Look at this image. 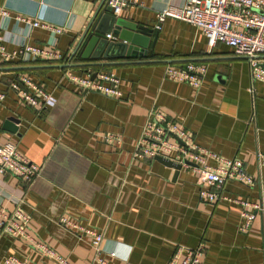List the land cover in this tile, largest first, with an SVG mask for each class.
<instances>
[{"label":"crops","instance_id":"crops-1","mask_svg":"<svg viewBox=\"0 0 264 264\" xmlns=\"http://www.w3.org/2000/svg\"><path fill=\"white\" fill-rule=\"evenodd\" d=\"M186 2L139 0L118 16L154 30L146 57L111 60L128 63L115 67L73 69L113 72L123 93L113 98L78 88L66 78L67 69L45 67L91 62L73 54L94 16L107 6L105 0H0L14 17L65 30L55 37V50L67 57L65 63L39 61L29 64L41 67L35 70L0 72V90L8 92L0 103V144H16L24 157L42 166V176L31 186L14 175L0 177V206L9 211L21 207L30 216L28 234L68 264H95L92 239L74 226L104 234L110 264H168L178 248L202 243L203 264H264V219L257 216L249 232H240L244 219L238 203L258 201L264 188V172L256 162L257 153L264 154V84L252 82L246 58L225 44L210 48L196 27L174 19L157 27L160 12ZM9 30L17 40L27 26L13 20ZM55 39L48 30L34 28L26 42L48 49ZM15 42L7 48H17ZM137 61L156 63L129 64ZM187 63L207 67L201 88L164 79L167 65ZM15 73L38 82L56 105L43 110L23 105L8 90ZM152 110L183 119L200 146L243 160L257 184L230 182L224 195L233 201L208 203L200 200L202 186L192 167L176 175L160 160H134ZM10 118L19 120L11 125L15 132L8 130ZM111 133L122 138L121 146L103 142ZM11 256L56 264L29 240L0 232V264Z\"/></svg>","mask_w":264,"mask_h":264},{"label":"built area","instance_id":"built-area-1","mask_svg":"<svg viewBox=\"0 0 264 264\" xmlns=\"http://www.w3.org/2000/svg\"><path fill=\"white\" fill-rule=\"evenodd\" d=\"M112 14L120 16L127 8L138 5L139 0H105ZM174 19L201 30L210 48L225 44L232 48L237 56L248 60L253 83L264 84V0H187L184 6H170L158 14V22ZM16 20L27 26V33L17 37L9 30ZM34 28L48 30L56 36L64 33V28L53 27L39 20L23 16H13L7 9L0 7V61L5 64L29 65L39 61L65 63L67 57L55 50L56 39L47 48H38L26 42ZM11 37V39H10ZM114 40L112 34L107 35ZM16 42H15V41ZM16 43L17 48L9 50L7 44ZM96 74L95 77L93 75ZM207 67L199 63H187L182 66L167 65L164 79L187 84L199 89L204 83ZM66 78L78 88L97 92L104 96L121 98L123 93L119 80L113 72L99 71L80 73L67 69ZM8 90L17 96L25 106L43 110L56 105L53 95L29 76L15 73L8 84ZM7 91L0 90V103L7 98ZM103 142L111 146H121L123 140L116 134H105ZM163 158L182 168L192 167L193 173L201 183L200 200L208 203L233 201L224 195V188L230 182H238L247 187L257 184L256 176L246 171L241 159L225 158L197 144L194 136L185 128L183 119L170 118L161 111L152 110L143 126L133 151L134 160ZM258 171L264 172V154L256 155ZM191 163L192 165H190ZM14 175L27 186L42 176V166L24 157L16 144H0V177ZM244 223L239 227L242 233L249 232L257 216L264 219V188L258 201H239ZM30 216L21 207L13 211L0 206V232L29 240L43 256L56 264H68L67 258L46 243L32 238L27 228ZM72 225V223H68ZM78 232L92 239L95 264H110L105 256V236L97 231L74 226ZM112 255V254H111ZM206 246L202 243L195 248H178L168 264H203ZM2 264H32L18 257H8Z\"/></svg>","mask_w":264,"mask_h":264},{"label":"water","instance_id":"water-1","mask_svg":"<svg viewBox=\"0 0 264 264\" xmlns=\"http://www.w3.org/2000/svg\"><path fill=\"white\" fill-rule=\"evenodd\" d=\"M107 5V4H106ZM160 26V25H157ZM113 34L115 39L110 41L107 35ZM154 34V30L124 19L118 18L112 14L108 5L103 9V12H98L89 28L85 31L78 44L73 58L77 55L82 61H91L80 64H62L45 66L47 68H61V69H81V68H105L115 67L118 65H125L128 63L111 62V60H122L130 58H144L148 54L149 40ZM155 36L151 49H154L157 39ZM119 40V41H117ZM245 58V57H244ZM104 60V61H101ZM144 64L156 63L154 61H137L130 62ZM165 63H173V61H166ZM41 68L39 66H11L2 67L0 72H24ZM96 74L93 75L95 77ZM14 123H19L16 118H10L6 124H9L8 130L15 132L17 129L11 126ZM164 164L174 168L176 175L181 171V166L174 164L163 158H156ZM192 165L191 163H189Z\"/></svg>","mask_w":264,"mask_h":264},{"label":"trees","instance_id":"trees-1","mask_svg":"<svg viewBox=\"0 0 264 264\" xmlns=\"http://www.w3.org/2000/svg\"><path fill=\"white\" fill-rule=\"evenodd\" d=\"M11 66H28V65H20V64H5V63H2L0 64V67H11ZM95 69H98V68H95Z\"/></svg>","mask_w":264,"mask_h":264}]
</instances>
